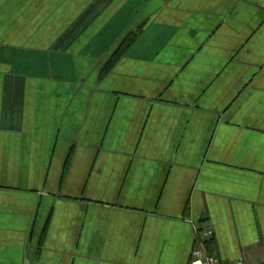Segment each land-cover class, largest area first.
Here are the masks:
<instances>
[{"label": "crops", "instance_id": "crops-1", "mask_svg": "<svg viewBox=\"0 0 264 264\" xmlns=\"http://www.w3.org/2000/svg\"><path fill=\"white\" fill-rule=\"evenodd\" d=\"M203 229L264 264V0H0V264H191Z\"/></svg>", "mask_w": 264, "mask_h": 264}, {"label": "built area", "instance_id": "built-area-1", "mask_svg": "<svg viewBox=\"0 0 264 264\" xmlns=\"http://www.w3.org/2000/svg\"><path fill=\"white\" fill-rule=\"evenodd\" d=\"M213 234L210 229H203L197 234L191 264H246L244 259L233 262H221L218 259L209 257L206 251V243L213 238Z\"/></svg>", "mask_w": 264, "mask_h": 264}, {"label": "trees", "instance_id": "trees-1", "mask_svg": "<svg viewBox=\"0 0 264 264\" xmlns=\"http://www.w3.org/2000/svg\"><path fill=\"white\" fill-rule=\"evenodd\" d=\"M133 40H134L133 36L129 37L124 43L121 44V46L116 51L115 55L117 56L124 55V53L128 50V48L132 44Z\"/></svg>", "mask_w": 264, "mask_h": 264}]
</instances>
